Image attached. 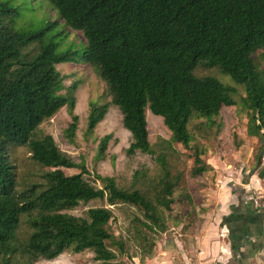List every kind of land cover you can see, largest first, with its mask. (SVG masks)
I'll return each instance as SVG.
<instances>
[{
  "label": "trees",
  "instance_id": "obj_1",
  "mask_svg": "<svg viewBox=\"0 0 264 264\" xmlns=\"http://www.w3.org/2000/svg\"><path fill=\"white\" fill-rule=\"evenodd\" d=\"M50 2L65 26L85 37L79 58L95 66L109 104L121 114L130 137L126 153H147L157 168L150 174L134 169L124 185L114 177L97 175L100 186H95L84 177L85 167L75 164L49 134L31 138L35 128L64 105L72 116L66 131L72 137L78 121L72 114L77 83L65 87L64 75L55 66L70 60L74 52H56L57 43L51 39L35 44L54 22L32 31L15 28L4 18L11 9L0 2V264L49 261L64 251H90L93 261L111 264L115 254L110 247L122 252L123 243L110 231L112 211L107 206L132 209L128 230L149 255L154 235L165 232L168 218L185 231L196 215L199 220V205L179 185L183 171L176 159L170 160L176 152L172 143L193 151L188 176H205L213 167L201 148L189 145V130L196 125L192 121L214 124L222 107L236 105L233 88L213 77L193 75L197 64L217 65L243 84L238 108L247 117L245 132L258 138V153H264V86L251 56L264 44V0ZM106 105L88 103V129L104 118ZM146 111L159 117L169 132L158 146L148 141ZM106 140L107 135L101 138V150ZM12 145H26L32 161L44 171L39 183L24 187L23 197L4 202L15 191L8 153ZM64 169L78 172L68 175ZM92 200L102 204L87 207L80 216L69 214L81 202ZM173 203L189 207L171 216L166 213ZM20 215L31 232L26 240L12 242Z\"/></svg>",
  "mask_w": 264,
  "mask_h": 264
},
{
  "label": "rangeland",
  "instance_id": "obj_2",
  "mask_svg": "<svg viewBox=\"0 0 264 264\" xmlns=\"http://www.w3.org/2000/svg\"><path fill=\"white\" fill-rule=\"evenodd\" d=\"M0 2L11 9L4 18L5 22H10L15 28L32 31L42 28L48 21L54 22L52 27L45 31L43 38L35 44H44L51 39L57 43L56 52L60 53L67 49L74 52L70 60L55 66L64 75L65 87L77 83V88L73 92L72 114L77 116L78 121L72 137L69 138L66 132L72 122V116L69 108L64 105L50 118L39 124L31 138L37 139L49 134L57 147L64 151L75 164L85 167L88 174L84 177L92 180L95 186H100L97 175L114 177L117 182L124 185L131 178L134 169H144L150 174L154 168H157L154 157L147 153L136 152L132 155L126 153L130 137L128 131L122 127L121 114L109 104L106 85L99 77L95 66L79 58L86 45V39L82 33L65 26L58 18L50 0H0ZM251 56L259 71L260 82L264 86V44L251 52ZM193 75L197 78L213 77L225 86L233 88L232 100L236 104L222 107L219 115L214 118V124L205 120H193L192 122L196 125L188 129L192 135L189 145L201 148L203 158L213 167L212 170L204 173L205 176L190 178L188 172L193 165L191 157L193 151L178 143H172L176 152L170 160L173 162L176 159L177 168L183 171L179 185L194 199V204L199 205L197 212L201 224L196 219L197 215H194L195 218L188 226V231H185L180 223L168 218L166 221L168 228L165 232L154 235V246L148 255L146 250L140 247V241L128 230L127 224L132 209L106 205L112 211V218L108 223L110 231L117 241L123 243L122 252L117 246L110 247L115 254L111 264H145L147 260L155 261L162 256L165 258L168 256L169 260L177 259L181 244L184 248V245L186 247L197 242V239L202 238L207 232L208 234L213 232L216 237L223 238L226 242L228 238H243L245 234L248 238H252V234L257 232L255 229L258 227L264 230V153H258V138L247 135L245 132L247 117L238 108V100L244 95V86L235 83L217 65L199 63L194 67ZM89 102L107 104V113L104 118L91 129H88ZM146 119L148 141L151 145L158 146L169 137V132L162 120L148 111H146ZM197 124H202V128H199ZM106 135L107 140L101 150L99 147L101 138ZM8 153L11 163L14 164L16 183L14 197L5 199L4 202L23 197L24 187L27 184L39 183L41 181L39 177L44 171L32 161L26 145L9 146ZM64 172L69 175L77 173L78 169H64ZM178 192L180 189H177L176 193ZM100 204L102 203L98 200L81 202L69 211V214L80 216L87 207ZM184 207L189 206L173 203L171 210L166 214L172 216L182 212ZM244 215H250L253 220L248 222ZM30 232L25 216L20 215L15 231L11 235V241H24ZM190 254L188 252L187 256ZM258 263L264 264V258ZM34 264L103 263L93 261L90 251L82 253L64 251L54 259L38 260Z\"/></svg>",
  "mask_w": 264,
  "mask_h": 264
},
{
  "label": "crops",
  "instance_id": "obj_3",
  "mask_svg": "<svg viewBox=\"0 0 264 264\" xmlns=\"http://www.w3.org/2000/svg\"><path fill=\"white\" fill-rule=\"evenodd\" d=\"M255 230L257 232L252 234V238L245 234L243 238L232 237L226 242L223 238L216 237L213 232H207L202 238H198L197 242L186 247L184 245V248L181 244L177 259L169 260L168 256H162L155 261L147 260L145 264H255L256 260L264 258V230L261 227ZM228 235L230 237V234ZM188 252L191 253L190 256H187Z\"/></svg>",
  "mask_w": 264,
  "mask_h": 264
}]
</instances>
